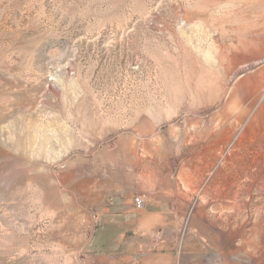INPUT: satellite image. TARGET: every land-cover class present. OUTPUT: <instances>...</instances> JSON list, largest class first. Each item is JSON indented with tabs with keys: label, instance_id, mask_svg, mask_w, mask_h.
Returning <instances> with one entry per match:
<instances>
[{
	"label": "rangeland",
	"instance_id": "obj_1",
	"mask_svg": "<svg viewBox=\"0 0 264 264\" xmlns=\"http://www.w3.org/2000/svg\"><path fill=\"white\" fill-rule=\"evenodd\" d=\"M263 102L264 0H0V264H264Z\"/></svg>",
	"mask_w": 264,
	"mask_h": 264
},
{
	"label": "bare ground",
	"instance_id": "obj_2",
	"mask_svg": "<svg viewBox=\"0 0 264 264\" xmlns=\"http://www.w3.org/2000/svg\"><path fill=\"white\" fill-rule=\"evenodd\" d=\"M240 55V54H239ZM257 55H255L254 53L252 54H249L248 56H235V58H234V60H233V65L235 66V65H238V64H240L241 63V60L242 59H244V60H247V61H249V60H253V59H256L255 57H256ZM224 64V63H223ZM239 68V67H238ZM261 77V76H260ZM259 76H256V77H254V78H251V80H249V81H247V82H242V83H239L240 85L238 86V91H240V92H242V93H248V94H250V93H252V92H254L255 90H256V84H257V82H259V81H262V77L260 78ZM256 83V84H255ZM259 91V90H258ZM257 111V110H256ZM259 111V113H257V114H262L263 116H264V102H263V104H262V106L260 107V109L258 110ZM258 117V116H257ZM256 117V118H257ZM255 118V117H254ZM258 118H260V117H258ZM253 120V119H252ZM252 123V122H251ZM238 124H240V123H238ZM250 124V123H249ZM251 125V124H250ZM249 125V126H250ZM257 125V124H256ZM230 126V125H229ZM239 126V125H238ZM254 126V125H253ZM232 127V126H231ZM236 127V126H235ZM256 127V126H255ZM258 127V126H257ZM229 128V127H228ZM249 128V127H248ZM227 129V128H226ZM238 129V128H237ZM247 129V128H246ZM244 131V130H243ZM246 131V130H245ZM227 132V131H226ZM233 133H234V131H233ZM226 134V133H225ZM230 135H232V134H230ZM245 135V133H243V134H241V139L238 141V142H240L242 139H243V137H246V136H244ZM218 136V135H217ZM222 136V135H221ZM224 136H226V135H224ZM227 137V136H226ZM227 141H229V139L227 140ZM221 142V141H220ZM248 142V141H247ZM226 144V143H225ZM224 144V145H225ZM247 146V145H246ZM238 147V146H237ZM216 148H218V147H216ZM221 148V147H220ZM241 148V147H240ZM221 151V150H220ZM216 153V152H215ZM220 153V152H219ZM222 154V153H221ZM255 159V158H254ZM253 160V159H252ZM244 169V168H243ZM249 170V169H248ZM243 175V174H242ZM259 180V179H258ZM264 190V189H263ZM227 263V262H226Z\"/></svg>",
	"mask_w": 264,
	"mask_h": 264
},
{
	"label": "built area",
	"instance_id": "obj_3",
	"mask_svg": "<svg viewBox=\"0 0 264 264\" xmlns=\"http://www.w3.org/2000/svg\"><path fill=\"white\" fill-rule=\"evenodd\" d=\"M133 205H134L135 210H137V211L143 209L144 201H143L142 197H140V196L135 197L133 199Z\"/></svg>",
	"mask_w": 264,
	"mask_h": 264
}]
</instances>
